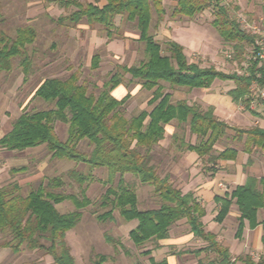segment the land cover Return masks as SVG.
Listing matches in <instances>:
<instances>
[{"label":"trees","instance_id":"1","mask_svg":"<svg viewBox=\"0 0 264 264\" xmlns=\"http://www.w3.org/2000/svg\"><path fill=\"white\" fill-rule=\"evenodd\" d=\"M103 7L94 3L84 6L78 0H57L63 7L74 6L77 10L69 17L74 27L86 19L88 23H98L108 30V38L113 37L115 18L125 17L130 23H136L140 41L145 43L147 60L138 66H123L121 69L141 82L142 88L152 91L148 105L151 111L142 110L139 114L126 118L120 111L130 98L129 95L118 100L112 92L121 85L122 76L116 72L104 85L98 97L89 94L88 87L80 83L77 73L68 79L49 78L36 89V96L46 102L55 103V109L34 113H22L10 132L0 138V149L9 152H22L46 144L54 158L67 159L84 163L92 169L107 168L110 185L102 198L101 205L111 203L119 209L127 222L138 221L136 228L130 231V239L141 246L149 241H162L169 237L170 227L186 219L195 237L201 238L208 245L202 249L189 251L201 255L203 252H214L218 264H264V256L255 262L251 257L234 258L230 251L216 241V236L207 233L202 223L205 215L192 193L184 194L169 182L168 177H161L152 165L151 149L165 138V126L173 120L189 124L190 132L198 135L202 142L198 146H187L201 157L209 156V162L218 160H235L238 151L228 147L214 156L216 142L225 137L229 130L235 132L239 141L245 139V146L250 153L254 149L264 151V129H234L226 122L220 121L213 107L202 110L189 105L186 100L172 103V95L165 92L166 84L171 87L189 89H209L216 81H231L235 87L228 92L235 104L251 101L250 87L254 81L264 85L262 69L253 62L247 74L226 73L214 67H201L190 62L184 46L174 40L166 42V53L162 45L151 33L152 27L157 30L166 13L164 0H106ZM211 9L212 26L220 37L234 46L238 54L251 46L254 37L243 31L240 23L232 17L221 0H178L173 15L193 18ZM153 13L156 24L153 26ZM264 14V8H263ZM1 33V31H0ZM36 39L33 29H19L15 39H8L1 34L0 73L11 69L13 58L24 55V50ZM98 55L92 59V66H99ZM261 74L260 77L258 75ZM258 115V114H256ZM57 121L69 125V136L66 141L60 140L56 133ZM89 140L94 149L91 154L78 149L83 140ZM16 171V170H14ZM126 174H132L142 183L151 185L161 197L163 204L158 209L140 210L136 190L125 180ZM79 182L85 177L73 171ZM119 175V183L114 186ZM264 180L249 178L244 186L238 187L232 194L242 212V217L251 218L259 207H264V193L259 190V183ZM61 194H45L40 188L27 196L20 193V187H3L0 184V232L11 240H5L0 247L9 248L14 253L24 247L31 251H40L53 259L54 264H77L67 243V233L74 229L82 219L80 209L90 204L89 199H74L77 210L62 214L56 208L65 201ZM222 208L217 217L219 222L227 215L232 200L228 196L217 197ZM113 218V210L106 213ZM243 226L241 224L239 233ZM109 243L120 244L110 236ZM150 254V251L147 252ZM106 255H98L93 264H104ZM150 264H169L167 258L157 261L150 258Z\"/></svg>","mask_w":264,"mask_h":264},{"label":"rangeland","instance_id":"2","mask_svg":"<svg viewBox=\"0 0 264 264\" xmlns=\"http://www.w3.org/2000/svg\"><path fill=\"white\" fill-rule=\"evenodd\" d=\"M78 1L84 6L94 3L100 7L107 2ZM177 1L164 0L166 13L160 27L157 30L153 27L151 29L164 52L166 53V42L177 39L179 44L180 41L186 44L190 62H196L201 67H214L226 73L247 74L254 62L252 46H246L245 52L238 54L234 46L226 43L212 26L214 17L211 9L193 18L175 16L173 11ZM221 2L248 34H251L252 30L249 26L259 24L260 18L264 17V0ZM76 10L74 6L63 7L57 0H0V38L2 34L8 39H15L17 31L21 28H31L36 32L35 41L26 47L24 55L13 58L11 69L0 73V138L12 130L22 113L55 109V103L46 102L36 96V89L46 79L66 80L74 73L79 76L80 83L88 87L89 94L98 97L105 89L104 85L119 72L122 83L112 94L119 100L130 96L121 106V113L130 119L142 110L151 111L152 107L148 105V101L152 98V91L143 89L139 80L121 69L123 66H138L147 60L145 43L140 41L136 23H130L125 17L117 16L115 28L112 30L113 37L109 39V29L101 24H90L84 19L74 27L68 19ZM156 20L157 16L153 13V26ZM228 54L232 57L228 58ZM96 55L99 56L100 62L99 66L94 68L92 59ZM216 86H219L216 91H224V95H228L235 84L225 81L217 82ZM190 91L188 88L171 87L169 84H166L165 89V92L172 94V103L182 99L188 102ZM252 95L255 96V93ZM191 100L194 106L202 108L194 99ZM234 107L241 114L255 115L256 119L250 117L252 124H246L243 128L263 124L264 102L260 99L254 111H240L235 103ZM184 126L178 123L168 126V132L163 139L170 142V147H166V154L156 145L151 149L152 165L160 176L169 161H166V157L169 156L171 161L185 149L183 144L188 141V132ZM55 129L60 140L68 139V124L57 121ZM173 131L175 135L171 136ZM234 135L233 130L228 131L223 141L224 148H243V143L236 141ZM78 149L89 155L94 145L85 139L80 142ZM163 161L166 163L162 164ZM73 171L82 174L85 182H79L72 175ZM108 176L107 168L92 169L84 163L54 158L46 144L22 152L0 149V184L3 187L11 188L17 184L23 196L40 188L45 194H61L66 200L57 204L56 208L62 214L77 210L75 198L79 201L86 198L90 200L89 205L80 209L81 222L66 236L77 264H93L100 254L108 257L104 264H150L151 257L157 261L168 258L170 264H197L189 251L200 247L201 244L189 241L184 244L176 243V230L171 231V237L167 240L135 245L129 233L135 228L137 221H125L119 209L111 203L101 205L102 198L110 186L107 183ZM119 179L117 175L114 186L118 185ZM125 180L136 190L140 210L158 209L164 203L151 185L142 183L137 177L129 174L125 175ZM110 210H113V218L106 215ZM180 229L185 232L188 227L181 226ZM106 236L119 241L120 244L107 242ZM5 240H11V236L6 237L0 232V246ZM149 251L150 254H147ZM202 261L205 264H218V257L215 254L208 255ZM0 264H54V261L44 253L31 251L26 247L19 253L0 247Z\"/></svg>","mask_w":264,"mask_h":264},{"label":"crops","instance_id":"3","mask_svg":"<svg viewBox=\"0 0 264 264\" xmlns=\"http://www.w3.org/2000/svg\"><path fill=\"white\" fill-rule=\"evenodd\" d=\"M174 41L178 42L179 40L176 39ZM180 42V44L184 46L187 54L188 48L186 44L183 41ZM217 82L223 81H216L209 89H190L192 98L190 97L187 99L188 104L194 105L191 100L194 99L198 103V106L202 107L200 108L202 110H208L213 107L217 118L220 121L226 122L231 128L251 129L249 127H243H245L246 124H252L251 118H255V115L251 113L250 116H247L237 112L234 107V101L229 94L224 95V91H216L217 87H219L216 86ZM172 123L183 125V123H180L178 120H173L170 124L165 126V134L168 132V126ZM184 125V129H187L188 132V141L183 144L185 149L171 161L169 156L166 157V161H169L167 162L166 170H164L161 176L168 177L170 183L180 189L184 194L192 193L194 195V198L205 211V215L202 218L205 231L215 235L216 241L227 248L235 259L249 256L255 262H258L264 256V207H259L256 210V214L250 219L244 218L242 217V212L236 199L232 198V194L238 187L244 186L249 178H255L259 181L264 180V151L261 149H254L253 152L250 153L246 149L245 139L239 141L234 135L233 138L236 141L243 143V148L241 149L237 146L231 147L238 151L237 158L235 160L221 159L217 162H209V156L201 157L197 152L187 149L189 145L198 146L202 142V139L198 137V135L190 132L189 124ZM256 127L264 129V122L262 125ZM174 135L175 132L173 131L171 136ZM223 141L224 136L215 143L213 150L214 156L219 155L228 148H224ZM156 147L166 154L165 150L166 147L167 149L170 147V142H167V139L166 141L161 140L156 144ZM166 161H163L162 164H165ZM153 163L155 162L153 161ZM209 166H213V168ZM258 187L259 190L264 193V181L260 182ZM224 196H228V198L232 200V205L223 221L219 222L217 217L221 211L222 205L216 201V198ZM133 221L135 222L137 220ZM241 224L243 229L241 233H239ZM137 225L138 221L135 228ZM181 226L188 227V230L185 232L181 231ZM172 230L178 231L176 232V236H174V241L178 244H184L188 241L201 244L200 247L194 248L192 251L202 249L208 245V243L201 238L194 236L186 219L180 220L170 227L168 238L171 237L170 233ZM214 254V252L210 251L203 252L201 255L193 254L191 257H195L197 264H205L202 260L208 255ZM167 260L170 264L168 258ZM215 263L216 262L212 264Z\"/></svg>","mask_w":264,"mask_h":264},{"label":"built area","instance_id":"4","mask_svg":"<svg viewBox=\"0 0 264 264\" xmlns=\"http://www.w3.org/2000/svg\"><path fill=\"white\" fill-rule=\"evenodd\" d=\"M251 30V36L254 37L252 46V55L254 62H257L258 68L262 69V75L264 79V17L260 18L259 24H255L252 27L249 26ZM242 28V26H241ZM243 31H245L242 28ZM246 32V31H245ZM228 58H231V54L227 55ZM261 74L258 75L260 77ZM251 90V101L249 102V107L246 103H239L238 109L240 111H254L257 107V102L260 99L264 102V85H260L257 81H254L250 87ZM255 93V96L252 95Z\"/></svg>","mask_w":264,"mask_h":264}]
</instances>
